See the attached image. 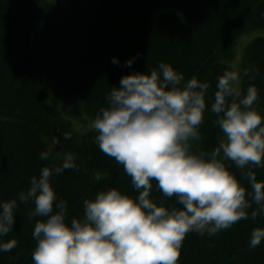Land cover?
Masks as SVG:
<instances>
[{
  "label": "trees",
  "instance_id": "1",
  "mask_svg": "<svg viewBox=\"0 0 264 264\" xmlns=\"http://www.w3.org/2000/svg\"><path fill=\"white\" fill-rule=\"evenodd\" d=\"M261 29L264 0H0V202L26 191L31 177L59 163L63 151L75 154L80 169L52 178L58 198L67 201L69 222L83 216V201L99 191L117 188L138 196L123 166L100 150L93 128L78 132L72 120L86 116L93 123L122 76L160 62L171 64L186 80L196 76L209 83L193 150L213 151L225 139L210 111L218 77L231 65L238 35ZM137 53L132 67H124ZM114 57L119 65L112 63ZM239 68L248 70L242 93L255 86L256 107L264 115V36L245 45ZM58 128L71 133V139L62 140L55 160H40ZM226 164L248 187L242 175L247 166ZM252 171L264 182V167L252 166ZM96 172L102 175L99 181ZM152 183L151 196L159 201L163 194ZM32 208L19 204L13 230L0 238L15 239L17 245L0 252V264H33L32 233L43 218H30ZM256 227H264V217L241 220L213 236L188 233L178 264H264V241L249 246Z\"/></svg>",
  "mask_w": 264,
  "mask_h": 264
},
{
  "label": "clouds",
  "instance_id": "2",
  "mask_svg": "<svg viewBox=\"0 0 264 264\" xmlns=\"http://www.w3.org/2000/svg\"><path fill=\"white\" fill-rule=\"evenodd\" d=\"M139 55L124 67L131 68ZM112 63L120 62L114 57ZM247 75V69L229 65L218 77L210 111L225 139L211 152L193 150V142L200 140L209 83L196 76L186 80L165 62L122 76L92 128L100 150L123 166L138 196L117 188L99 191L83 201V216L69 222L67 201L58 198L52 178L80 169L75 154L63 151L59 163L31 177L26 191L0 202V238L13 230L19 204L31 203L29 217L43 218L32 233L33 264H178L188 233L213 236L241 220L264 217V182L252 171V166L264 167V115L256 107L257 88L241 91ZM57 133L40 160H55L62 140L71 139L69 132L58 128ZM226 161L241 170L247 166L242 175L248 187ZM94 179L102 175L96 172ZM153 181L163 194L159 201L151 196ZM262 241L264 227L254 228L250 248ZM16 245L15 239L0 240V252Z\"/></svg>",
  "mask_w": 264,
  "mask_h": 264
},
{
  "label": "rangeland",
  "instance_id": "3",
  "mask_svg": "<svg viewBox=\"0 0 264 264\" xmlns=\"http://www.w3.org/2000/svg\"><path fill=\"white\" fill-rule=\"evenodd\" d=\"M50 2H56L58 0H48ZM258 36H264V29L256 30V31H250L248 33H241L237 37V43L238 46L236 47L235 51L233 52V57L231 60V65H236L238 68L241 63V57L243 54V48L246 45L245 43L248 41H251L252 39L258 37ZM88 118L86 116H82L77 120H72V125L74 129L78 132L86 131L89 128H92V123L87 120Z\"/></svg>",
  "mask_w": 264,
  "mask_h": 264
},
{
  "label": "bare ground",
  "instance_id": "4",
  "mask_svg": "<svg viewBox=\"0 0 264 264\" xmlns=\"http://www.w3.org/2000/svg\"><path fill=\"white\" fill-rule=\"evenodd\" d=\"M257 38V37H256ZM253 40V39H252ZM249 42V41H248ZM248 42H246L245 44H248ZM238 46V43H237V40H236V43H235V48H234V51L236 49V47ZM245 47V46H244ZM243 51H244V48H243Z\"/></svg>",
  "mask_w": 264,
  "mask_h": 264
}]
</instances>
